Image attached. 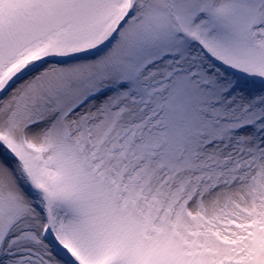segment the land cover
I'll use <instances>...</instances> for the list:
<instances>
[{"label": "snow or ice", "instance_id": "snow-or-ice-1", "mask_svg": "<svg viewBox=\"0 0 264 264\" xmlns=\"http://www.w3.org/2000/svg\"><path fill=\"white\" fill-rule=\"evenodd\" d=\"M0 264H264V0H0Z\"/></svg>", "mask_w": 264, "mask_h": 264}]
</instances>
